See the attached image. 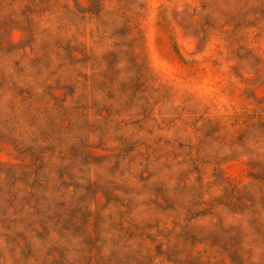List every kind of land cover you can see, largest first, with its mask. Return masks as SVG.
I'll return each mask as SVG.
<instances>
[{
  "label": "rangeland",
  "instance_id": "1",
  "mask_svg": "<svg viewBox=\"0 0 264 264\" xmlns=\"http://www.w3.org/2000/svg\"><path fill=\"white\" fill-rule=\"evenodd\" d=\"M0 264H264V0H0Z\"/></svg>",
  "mask_w": 264,
  "mask_h": 264
}]
</instances>
